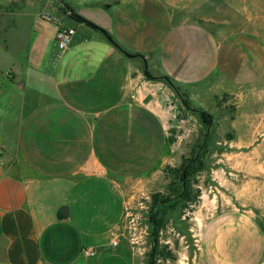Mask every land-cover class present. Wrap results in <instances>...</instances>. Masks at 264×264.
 <instances>
[{"label":"crops","instance_id":"obj_1","mask_svg":"<svg viewBox=\"0 0 264 264\" xmlns=\"http://www.w3.org/2000/svg\"><path fill=\"white\" fill-rule=\"evenodd\" d=\"M60 1L90 25L0 0V264H145L127 208L185 156L195 128L172 138L190 123L173 103L264 102V37L226 32L193 0ZM56 20L74 29L58 57ZM199 255L264 264V233L247 212L222 214L204 223Z\"/></svg>","mask_w":264,"mask_h":264},{"label":"rangeland","instance_id":"obj_2","mask_svg":"<svg viewBox=\"0 0 264 264\" xmlns=\"http://www.w3.org/2000/svg\"><path fill=\"white\" fill-rule=\"evenodd\" d=\"M193 1L196 13L203 11L210 14L212 20L225 22L226 32L248 29L264 37V0ZM27 5L39 8V18L47 22L57 19L53 15L56 9L62 12L64 8L60 0H18L19 8ZM261 90L258 89L254 99H261ZM250 95V92L246 94V102L240 106L229 96L218 98L210 110L204 111L212 118L207 129L195 113L181 104L183 95L179 94L180 100L173 103L176 123L182 124L181 120L190 123L182 129L179 125L172 129V138L185 133L190 126L195 130L187 137L189 142L180 143V151L185 156L178 159L176 167L168 168H183L184 160L192 159L186 182L193 200L170 207L168 201L179 192L182 194L184 189L181 190L179 172L168 174V168L164 170L161 188L131 192L126 219L130 234L127 232V236L129 242L143 252L145 264L153 249H156L154 264H203L199 240L204 223L231 211L249 213L264 233V102L250 101ZM242 115L251 117V127L240 119ZM205 135L208 139L203 149H196ZM198 154L202 157L200 165L195 163ZM170 183L176 186L168 190ZM154 194L164 202L155 219L156 243L150 224Z\"/></svg>","mask_w":264,"mask_h":264},{"label":"trees","instance_id":"obj_3","mask_svg":"<svg viewBox=\"0 0 264 264\" xmlns=\"http://www.w3.org/2000/svg\"><path fill=\"white\" fill-rule=\"evenodd\" d=\"M63 6V5H62ZM64 8L61 9V11L63 12L64 16L72 21L78 22L79 20L77 19V16L74 14L73 10H71V8H69L68 6L64 5ZM79 17V16H78ZM184 102H182L181 104L187 109V110H191L193 113H195L198 117L199 120L202 124V126L207 129L208 127L211 126V116L209 114H207L206 112L202 111V110H193L190 109L189 104L184 100V98H182ZM207 135L203 136L202 141L200 142V144L196 147V149H203V146L205 144L204 141H207ZM173 139H170V142H172ZM203 145V146H202ZM201 153V152H200ZM200 154H198V158L195 160V163H199V165L202 163V157H199ZM185 164L183 165V168H178V169H171L168 168V174L169 173H173V174H177L179 172L178 175V179L181 183V190L184 189V192L182 194H180V192L175 196V198H173V200H169L168 202H171L170 207L173 205H178V204H182L184 202H189L193 200V197H191V193L189 191V189H187V182L186 179L188 178V174L190 172V170L192 169L193 164L191 163L192 159L188 158L185 159ZM183 161V162H184ZM191 163V164H190ZM173 186H176V184L174 183H170L168 188V190H171ZM163 201L159 200V195L158 194H154L152 195V205H151V210H150V224H151V232L153 234V241L154 243L157 242L156 240V234L158 229L156 228V222L155 219L158 217V211L159 208L163 207ZM155 245V244H154ZM156 249H153L151 251V253L149 254V260L147 264H154L156 262Z\"/></svg>","mask_w":264,"mask_h":264},{"label":"built area","instance_id":"obj_4","mask_svg":"<svg viewBox=\"0 0 264 264\" xmlns=\"http://www.w3.org/2000/svg\"><path fill=\"white\" fill-rule=\"evenodd\" d=\"M66 18V17H65ZM58 28L54 36L55 46H56V55L57 57L63 53L70 45L72 37L74 35V29L66 26L65 24L59 23L58 20ZM1 156V151H0ZM113 247L117 246V241L112 243ZM97 254L95 249L85 248L82 250V255L86 257H95Z\"/></svg>","mask_w":264,"mask_h":264},{"label":"water","instance_id":"obj_5","mask_svg":"<svg viewBox=\"0 0 264 264\" xmlns=\"http://www.w3.org/2000/svg\"><path fill=\"white\" fill-rule=\"evenodd\" d=\"M76 15V14H75ZM77 16V15H76ZM77 19L80 21V22H82V23H85V24H89L88 22H86L85 20H83L82 18H80V17H78L77 16ZM90 25V24H89ZM103 35H104V37L110 42V43H112L114 46H116V44H114L113 42H112V40L106 35V33L105 32H103V31H100ZM117 48H118V46H117ZM181 103H182V101H181Z\"/></svg>","mask_w":264,"mask_h":264}]
</instances>
